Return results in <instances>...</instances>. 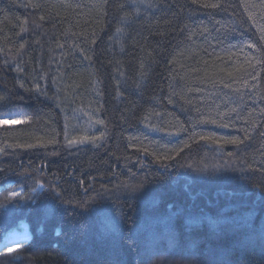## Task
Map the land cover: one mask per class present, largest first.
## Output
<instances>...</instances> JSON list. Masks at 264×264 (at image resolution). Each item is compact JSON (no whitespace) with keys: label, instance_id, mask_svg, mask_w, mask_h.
<instances>
[{"label":"trees","instance_id":"obj_1","mask_svg":"<svg viewBox=\"0 0 264 264\" xmlns=\"http://www.w3.org/2000/svg\"><path fill=\"white\" fill-rule=\"evenodd\" d=\"M5 117L0 264H264V0H0Z\"/></svg>","mask_w":264,"mask_h":264},{"label":"rangeland","instance_id":"obj_2","mask_svg":"<svg viewBox=\"0 0 264 264\" xmlns=\"http://www.w3.org/2000/svg\"><path fill=\"white\" fill-rule=\"evenodd\" d=\"M7 120V123H4L3 121ZM21 122L20 117H5L0 119V126L2 125H15ZM31 240V233L29 230L28 225L22 224V226L19 229H15L7 234L5 237L3 243L0 246V249H3V252L0 253H7V250L4 248L5 244H8V246L13 247L15 245H20V247L17 249L19 250L22 248L25 244L29 243Z\"/></svg>","mask_w":264,"mask_h":264},{"label":"snow or ice","instance_id":"obj_3","mask_svg":"<svg viewBox=\"0 0 264 264\" xmlns=\"http://www.w3.org/2000/svg\"><path fill=\"white\" fill-rule=\"evenodd\" d=\"M255 79V76L253 77ZM224 87L225 88H230L231 85L230 84H224ZM11 115V113H9V116ZM4 123H7V120H4L3 121ZM205 123H207L208 121H204ZM214 122V121H213ZM102 123V122H101ZM219 126H222V127H226L227 125L226 124H221ZM87 139V138H85ZM201 139H208V137H201ZM229 143H233V144H237V143H243V141H237V140H231V141H228ZM69 143L71 144H75L76 141H69ZM187 167H191V165H186ZM41 187H43V185H40ZM130 190L132 191H135L136 190V186H133ZM33 191H35V189H33ZM53 191H55L53 189ZM262 193H264V189H261ZM5 192L7 193V195L4 196V199L5 200H12L15 198V202H19V198L21 197V192H18V191H15V190H8V189H5ZM0 195H3V193H0ZM57 195H59L57 193ZM83 206V205H81ZM121 216V219L123 218V213L120 214ZM264 235V234H262ZM20 247V245H15L13 247H10L8 246V244H5L4 248L7 250V253H13L15 251H17V249ZM4 250L3 249H0V252H3Z\"/></svg>","mask_w":264,"mask_h":264}]
</instances>
